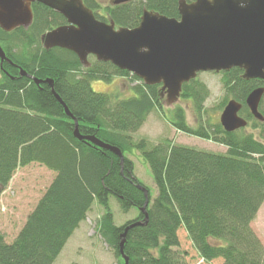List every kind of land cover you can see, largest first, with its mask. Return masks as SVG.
<instances>
[{
  "label": "trees",
  "instance_id": "trees-1",
  "mask_svg": "<svg viewBox=\"0 0 264 264\" xmlns=\"http://www.w3.org/2000/svg\"><path fill=\"white\" fill-rule=\"evenodd\" d=\"M83 1L98 20L113 21L117 28L138 26L145 9L180 17L179 0H131L110 4L104 14L98 12L100 6L94 0ZM34 14L28 29L7 33L0 28V44L16 65L0 64V193L18 168L33 163L55 172V177L17 238L7 243L0 233V264H54L95 203L105 209L98 233L122 260L119 249L125 228L145 218L141 208L146 198L137 187L142 184L129 156L135 149L151 169L157 196L152 199L149 193L148 223L127 233L125 253L130 264H186L176 250L182 228L206 262L222 259V264H264V244L252 227L264 204V122L256 120L246 105L249 94L264 87V81L244 80L238 68L221 73L227 93L221 108L230 101L228 96L240 102V115L259 131L257 136L245 129L227 132L219 122L208 119L192 128L184 108L175 109L170 121L177 131L221 144L227 147L225 155L170 141L157 145L144 139L134 142L132 134L153 111L162 109L161 86H147L131 73L93 56L90 67H84L68 50H46L42 36L66 19L42 3H36ZM20 68L37 79H52L56 93L79 121L82 135L120 148L123 164L111 151L76 139L74 122L50 86L21 77ZM116 78L136 83V95L114 101L112 95L92 87L93 81ZM208 97L207 86L198 79L183 85L181 99L191 100L201 119ZM260 112L264 115V96ZM111 196L124 213L136 209L138 216L116 225L109 207Z\"/></svg>",
  "mask_w": 264,
  "mask_h": 264
},
{
  "label": "water",
  "instance_id": "water-1",
  "mask_svg": "<svg viewBox=\"0 0 264 264\" xmlns=\"http://www.w3.org/2000/svg\"><path fill=\"white\" fill-rule=\"evenodd\" d=\"M129 1L111 0L110 4ZM33 3L48 6L67 21L42 36L46 50H68L84 67H90L89 58L93 56L99 62L111 63L131 73L147 86L160 85V97L165 98L167 106L176 104L183 85L197 79L201 73H221L238 68L243 71L244 80L264 81V0H179V18L145 9L135 28H117L113 21L98 20L83 0H0V28L7 33L28 28L34 18ZM4 62L14 65L0 44L1 67ZM20 76L37 85L48 84L66 115L74 122V137L111 151L123 164L124 154L120 148L95 136L82 135L79 121L56 93L52 79H37L22 68ZM263 96L264 87H259L246 100L251 114L260 122H264L260 112ZM242 108L243 105L234 99L227 103L220 116L225 131L236 132L248 126V121L240 115ZM137 187L146 198L141 208L145 218L128 225L121 236L119 252L125 264H130L125 253L128 231L145 226L149 221V190L143 185Z\"/></svg>",
  "mask_w": 264,
  "mask_h": 264
},
{
  "label": "rangeland",
  "instance_id": "rangeland-1",
  "mask_svg": "<svg viewBox=\"0 0 264 264\" xmlns=\"http://www.w3.org/2000/svg\"><path fill=\"white\" fill-rule=\"evenodd\" d=\"M94 1L100 6L98 12L104 14V9L110 5L111 0ZM222 77L221 73L207 72L199 74L197 78L209 90V97L204 104L205 110L202 119L196 114L191 100L180 99L176 104L167 106L165 99H162V109L155 110L149 115L140 130L132 134L133 141L138 142L144 139L153 145L170 141L176 145L225 155L227 147L183 134L177 131L170 121L175 109L179 106L184 108L186 120L192 128H197L200 123L205 124L206 119L210 123H220V116L224 110L221 108V104L227 97ZM135 85L136 83H132L126 78H116L112 82H92L95 92L112 95L114 101L117 98L128 99L134 97L136 95L133 89ZM228 99L231 100V97L228 96ZM244 131L256 136L259 133L258 130L252 128L251 123ZM129 156L134 161L137 179L149 189L151 198L154 199L157 196V189L149 165L144 161L139 150L135 149ZM39 168H42V171ZM51 172L55 174V172ZM52 173L39 164H32L27 168H19L15 172L9 186L0 193V233L5 236L7 243H12L23 229L27 218L35 210L39 200L51 185L54 179ZM109 207L118 226L135 219L139 214L136 209L124 213L114 196L109 199ZM104 212V207L97 203L94 204L92 210L88 213L87 219L75 230L54 264H125L123 259L119 260L116 257L115 252L107 246L98 233L97 224ZM252 227L264 244V204L259 210L257 218L252 223ZM178 235L180 247L176 250L182 254L184 263H223L222 259H216L212 262L204 261L183 228L178 231ZM211 240L220 244H225L226 242L223 239L211 238Z\"/></svg>",
  "mask_w": 264,
  "mask_h": 264
},
{
  "label": "flooded vegetation",
  "instance_id": "flooded-vegetation-1",
  "mask_svg": "<svg viewBox=\"0 0 264 264\" xmlns=\"http://www.w3.org/2000/svg\"><path fill=\"white\" fill-rule=\"evenodd\" d=\"M83 2H84V1H83ZM35 6H36V3H33V4H32V11H33V16H34V18H35V14H34V7H35ZM34 18H33V22H34ZM33 22H32V24H33ZM32 24H31V25H32ZM65 24H67V21H66ZM65 24H63V25H65ZM31 25H30V26H31ZM30 26H29V27H30ZM29 27H28V28H29ZM28 28H24V29H28ZM41 42H42V41H41ZM19 75H20V72H19Z\"/></svg>",
  "mask_w": 264,
  "mask_h": 264
},
{
  "label": "crops",
  "instance_id": "crops-1",
  "mask_svg": "<svg viewBox=\"0 0 264 264\" xmlns=\"http://www.w3.org/2000/svg\"><path fill=\"white\" fill-rule=\"evenodd\" d=\"M34 164H38V163H33V165H34ZM30 165H32V164H30ZM30 165H28V166H26V167H24V168H27V167H29ZM39 165H40V164H39ZM41 166H42V165H41ZM20 168H21V167H20ZM45 168H46V167H45ZM18 169H19V168H18ZM18 169H17V170H18ZM46 169H47V168H46ZM39 170L42 171V168H39ZM47 170H48V169H47ZM49 172L52 173L50 170H49ZM52 174H53L52 176L55 177V174H54V173H52ZM13 177H14V176H13ZM10 183H11V182H10Z\"/></svg>",
  "mask_w": 264,
  "mask_h": 264
}]
</instances>
